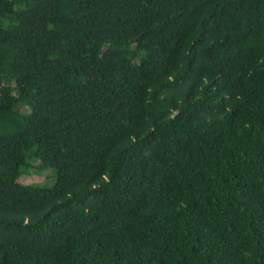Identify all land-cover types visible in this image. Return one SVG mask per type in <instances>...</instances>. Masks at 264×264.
<instances>
[{"label":"trees","instance_id":"obj_1","mask_svg":"<svg viewBox=\"0 0 264 264\" xmlns=\"http://www.w3.org/2000/svg\"><path fill=\"white\" fill-rule=\"evenodd\" d=\"M0 164V264H264V0H0Z\"/></svg>","mask_w":264,"mask_h":264},{"label":"rangeland","instance_id":"obj_2","mask_svg":"<svg viewBox=\"0 0 264 264\" xmlns=\"http://www.w3.org/2000/svg\"><path fill=\"white\" fill-rule=\"evenodd\" d=\"M2 170V165L0 164V172ZM49 171V170H47ZM50 172V171H49ZM18 180L23 183H29V182H39V181H45L44 173H29L26 175L19 176Z\"/></svg>","mask_w":264,"mask_h":264}]
</instances>
